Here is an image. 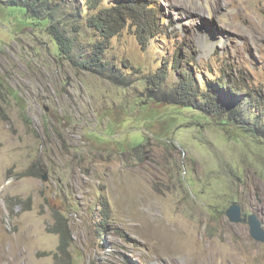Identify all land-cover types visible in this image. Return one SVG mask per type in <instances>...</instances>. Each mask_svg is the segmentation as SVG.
Here are the masks:
<instances>
[{"label": "rangeland", "instance_id": "374dc122", "mask_svg": "<svg viewBox=\"0 0 264 264\" xmlns=\"http://www.w3.org/2000/svg\"><path fill=\"white\" fill-rule=\"evenodd\" d=\"M43 1H0V264H264L226 215L238 202L264 224L262 115L171 123L177 54L264 101V0ZM128 1L152 11L148 39L129 14L105 40L93 17Z\"/></svg>", "mask_w": 264, "mask_h": 264}, {"label": "clouds", "instance_id": "9594fccd", "mask_svg": "<svg viewBox=\"0 0 264 264\" xmlns=\"http://www.w3.org/2000/svg\"><path fill=\"white\" fill-rule=\"evenodd\" d=\"M41 1L43 2V0ZM9 6H13V5H9ZM32 10H34V8H32ZM25 13L29 15L31 14L30 11L29 12L25 11ZM129 14L131 18L134 21H136L135 25L138 27L140 31V36H139L140 40H143V38L148 39V35H150L151 30L153 29V24H152L153 13L151 10H148L146 6L141 5L138 2L128 1L126 5L122 4L116 7L114 11L112 10L105 11L102 17L94 16L92 19V24L96 28H98L97 27L98 22L103 24V27L105 28H98V29L104 34L102 35L104 39L109 41L114 36V32L120 33L121 28H124V25L122 24V20H124L125 16ZM43 21H45V19H43ZM51 21L55 23L54 25L56 27L58 22L59 25L58 30L61 34L60 40H63L65 38L68 39L65 36V33L62 32L64 31L62 30V28L67 26V22L65 20L63 22L60 21V18L55 20L52 17H51ZM118 25H122V27L115 31L114 28L115 26L117 27ZM104 29H106L107 31L105 32ZM160 33H161V29L159 24V33L155 36H158ZM62 42H66L67 45L69 44L73 45L71 40L69 42H67L66 40ZM206 46L209 47L207 44ZM100 49H102V47L98 46L96 50L97 61H100L98 59H100L101 55H103V53L99 51ZM175 59L179 61L178 70L181 72V74L179 75L175 74L174 83L177 85V97L179 94L182 95L180 99H177L175 102L178 101L177 103L182 106L184 103L183 101L185 100L186 102H188V105L190 107L189 108L185 107L184 110L181 112L182 114L179 113L180 115L174 112L173 116H171L174 120L172 119L171 123L181 122V118L186 119L188 117L187 114L192 113V116L189 117V119H187V122L194 121V122H200V124L203 125H209V123H211L213 120H216L222 122V124L225 125L228 124V121H226L228 120V117L234 118V120L238 121V116H239L238 114H240L243 109L241 105L247 107L252 106V108L254 109V111L251 112L252 118L256 117L258 113H260L262 115V118L264 119V112L260 110V108H262L264 105V101H261L258 98L260 97L258 93L257 95H255L252 92H249L246 87L241 88L235 86V81L228 78L226 73L221 74L220 76H217L215 78L208 77L206 74H204L203 71L197 73L190 72L188 62H186L185 65H182V62L185 60L183 57H181V55L177 54ZM186 60L188 61V59ZM90 62L92 64V61L89 60L88 62L85 61V63L88 64ZM94 65L96 66L97 63ZM174 67H175V63L173 62L171 64V68L174 69ZM208 75L211 76L213 75V73L210 71L208 72ZM236 102L239 103L240 105L239 107H233V104ZM254 103L259 104L260 105L259 108H257V106L254 105ZM142 106L144 107L146 105H142ZM193 109L195 110V112H189ZM257 109L259 110L257 111ZM175 117H178V119L175 120ZM247 118L249 117L247 116ZM180 127L181 125L177 129H174L173 127L172 129L180 131L182 129ZM238 127L242 129L244 128L243 125ZM235 203L239 204L238 202ZM243 213L248 214L245 211H243ZM251 214H256L259 218L258 213L253 212ZM226 215H227V211H226ZM259 220L262 222L260 218Z\"/></svg>", "mask_w": 264, "mask_h": 264}, {"label": "trees", "instance_id": "16d2710c", "mask_svg": "<svg viewBox=\"0 0 264 264\" xmlns=\"http://www.w3.org/2000/svg\"><path fill=\"white\" fill-rule=\"evenodd\" d=\"M2 3H4V4H6V5H13V6H17V7H20V8H23L25 11H27V12H29L30 10H32V8L33 7H35L36 5H32V7H31V9H30V5H29V0H7V1H5V0H0ZM35 2V1H34ZM43 3H44V1H43ZM51 15H47L45 18H41L42 20L43 19H45V23H47V24H49L50 25V30H51V34H53L54 35V37H55V39L59 42V48H60V50L61 51H65V50H67V48H69L70 50H71V48H74V44L73 45H71V44H69V45H67V43L66 42H62V41H64V40H66V38L65 39H63V40H60V36H61V34H60V32H59V25H58V22H57V27L54 25L55 23L53 22V21H51ZM51 21V22H50ZM97 27L98 28H105V27H103V24H101L100 22H98L97 23ZM104 31L106 32L107 30L106 29H104ZM70 41V40H69ZM89 65L90 66H92V64H91V62L89 63ZM182 95L181 94H179L178 95V97H177V99H180V97H181ZM178 102V101H177ZM177 102H175V104H173V106L175 107V113L176 114H179V113H181L183 110H184V108L186 107V108H189L190 106L188 105V102H186L185 100L183 101L184 103H183V105L181 106V105H179ZM191 104H192V102H191ZM145 108H147V109H150V108H148L147 106H145ZM182 114V113H181ZM180 115V114H179ZM178 119V117H175V120H177ZM174 120V119H173ZM135 141V140H134ZM131 143H133V141L131 142ZM106 216L107 217H110V213H107L106 212ZM60 228H61V230H60ZM57 231L61 234V244L59 245V252H60V256H61V254H67L66 252L68 251V247L70 246V241H69V238H70V233H69V231L67 230V227H66V225H61L58 229H57ZM100 231V236H103L104 234H105V232L104 231H102V230H99Z\"/></svg>", "mask_w": 264, "mask_h": 264}, {"label": "water", "instance_id": "95a60500", "mask_svg": "<svg viewBox=\"0 0 264 264\" xmlns=\"http://www.w3.org/2000/svg\"><path fill=\"white\" fill-rule=\"evenodd\" d=\"M45 181L47 180V175H44ZM243 208L240 204H233L227 210V217L232 223H248L250 226V231L252 237L258 242H264V225L259 220L256 214H244Z\"/></svg>", "mask_w": 264, "mask_h": 264}, {"label": "bare ground", "instance_id": "6f19581e", "mask_svg": "<svg viewBox=\"0 0 264 264\" xmlns=\"http://www.w3.org/2000/svg\"><path fill=\"white\" fill-rule=\"evenodd\" d=\"M211 10H214V8H212ZM186 239L185 238H182V234H178V235H175L174 236V245L177 246V247H183V242L185 241ZM226 254V253H225ZM227 257V256H226ZM238 261V259H236Z\"/></svg>", "mask_w": 264, "mask_h": 264}, {"label": "flooded vegetation", "instance_id": "af4514ba", "mask_svg": "<svg viewBox=\"0 0 264 264\" xmlns=\"http://www.w3.org/2000/svg\"><path fill=\"white\" fill-rule=\"evenodd\" d=\"M258 214H260V213L258 212Z\"/></svg>", "mask_w": 264, "mask_h": 264}]
</instances>
